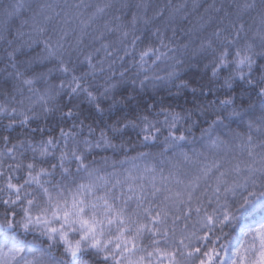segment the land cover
Masks as SVG:
<instances>
[{
	"label": "clouds",
	"instance_id": "9594fccd",
	"mask_svg": "<svg viewBox=\"0 0 264 264\" xmlns=\"http://www.w3.org/2000/svg\"><path fill=\"white\" fill-rule=\"evenodd\" d=\"M0 264H264V0H0Z\"/></svg>",
	"mask_w": 264,
	"mask_h": 264
}]
</instances>
